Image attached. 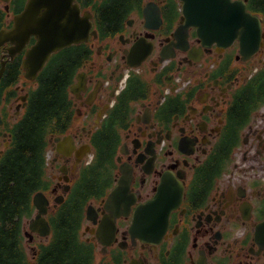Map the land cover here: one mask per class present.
<instances>
[{
	"label": "flooded vegetation",
	"instance_id": "1",
	"mask_svg": "<svg viewBox=\"0 0 264 264\" xmlns=\"http://www.w3.org/2000/svg\"><path fill=\"white\" fill-rule=\"evenodd\" d=\"M28 0H0V172L42 73L67 113L44 142L45 180L21 224L25 263L69 233L85 264H264V8L258 47L224 42L193 0H74L87 37L35 74L6 36ZM118 15L110 17V11ZM211 11H214L212 8ZM46 199L47 235L31 231Z\"/></svg>",
	"mask_w": 264,
	"mask_h": 264
},
{
	"label": "trees",
	"instance_id": "2",
	"mask_svg": "<svg viewBox=\"0 0 264 264\" xmlns=\"http://www.w3.org/2000/svg\"><path fill=\"white\" fill-rule=\"evenodd\" d=\"M118 2L132 0H116ZM254 9H263L264 0H255ZM110 17L118 15L110 11ZM61 78L54 68L42 73L40 86L33 93L29 117L20 130L15 152L0 172V264L25 263L22 249L21 224L32 213L31 197L45 180L44 142L46 134L56 132L67 113L69 102L60 91ZM69 233H56L53 242L43 248L39 264H85L73 245Z\"/></svg>",
	"mask_w": 264,
	"mask_h": 264
},
{
	"label": "water",
	"instance_id": "3",
	"mask_svg": "<svg viewBox=\"0 0 264 264\" xmlns=\"http://www.w3.org/2000/svg\"><path fill=\"white\" fill-rule=\"evenodd\" d=\"M187 1V0H184ZM202 12L200 18L211 25L210 33L220 35L225 32L224 25H232L231 33L224 42L239 36L244 56L253 52L260 43L261 20L258 16L245 11L242 0H193ZM214 11H211L210 9ZM89 13H80V7L74 0H28L22 14L16 18L15 26L5 32L22 47L30 35L36 38L35 44L28 50L23 66L32 76L44 64L51 52L87 37L90 28ZM33 203L38 212L30 220L29 228L40 235H47L49 226L43 217L46 199L41 192L33 195Z\"/></svg>",
	"mask_w": 264,
	"mask_h": 264
},
{
	"label": "rangeland",
	"instance_id": "4",
	"mask_svg": "<svg viewBox=\"0 0 264 264\" xmlns=\"http://www.w3.org/2000/svg\"><path fill=\"white\" fill-rule=\"evenodd\" d=\"M31 214H32L31 217L34 216L35 211L32 212ZM28 219H29L28 216L23 217V219H22V224L27 225V221H28ZM25 242H27V239H26L25 237H23V243H24V245L26 244Z\"/></svg>",
	"mask_w": 264,
	"mask_h": 264
}]
</instances>
